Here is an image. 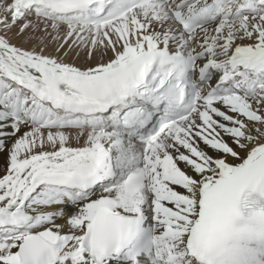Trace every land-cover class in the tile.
I'll list each match as a JSON object with an SVG mask.
<instances>
[{
  "label": "snow or ice",
  "instance_id": "obj_1",
  "mask_svg": "<svg viewBox=\"0 0 264 264\" xmlns=\"http://www.w3.org/2000/svg\"><path fill=\"white\" fill-rule=\"evenodd\" d=\"M0 33V264L264 240V210L236 223L264 197V0H0Z\"/></svg>",
  "mask_w": 264,
  "mask_h": 264
},
{
  "label": "rangeland",
  "instance_id": "obj_2",
  "mask_svg": "<svg viewBox=\"0 0 264 264\" xmlns=\"http://www.w3.org/2000/svg\"><path fill=\"white\" fill-rule=\"evenodd\" d=\"M2 34V33H0ZM11 35V39H12V44L16 45V46H22V47H26V48H29L31 47L32 45H29L27 43L24 42L23 38L19 37L16 35V29L13 28L9 33H8V36ZM10 39V40H11ZM39 50V49H37ZM23 131V130H22ZM73 146H75V144H73ZM4 173L2 171H0V176H2Z\"/></svg>",
  "mask_w": 264,
  "mask_h": 264
},
{
  "label": "clouds",
  "instance_id": "obj_3",
  "mask_svg": "<svg viewBox=\"0 0 264 264\" xmlns=\"http://www.w3.org/2000/svg\"><path fill=\"white\" fill-rule=\"evenodd\" d=\"M261 210H264V208H260V209H258V210H255V211H253L251 214H250V216L249 217H247V219L245 220L244 218H242L241 216L237 219V226L238 227H242L250 218H251V216H252V214L253 213H255V212H258V211H261Z\"/></svg>",
  "mask_w": 264,
  "mask_h": 264
},
{
  "label": "bare ground",
  "instance_id": "obj_4",
  "mask_svg": "<svg viewBox=\"0 0 264 264\" xmlns=\"http://www.w3.org/2000/svg\"><path fill=\"white\" fill-rule=\"evenodd\" d=\"M8 37L10 38V37H11V35H9ZM10 39H11V38H10ZM10 42H12V39L10 40ZM180 166H181V167H183V165H182V164H181ZM196 264H199V260H198V259H197V261H196Z\"/></svg>",
  "mask_w": 264,
  "mask_h": 264
}]
</instances>
